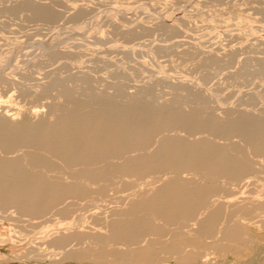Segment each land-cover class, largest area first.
Instances as JSON below:
<instances>
[{
	"label": "rangeland",
	"instance_id": "374dc122",
	"mask_svg": "<svg viewBox=\"0 0 264 264\" xmlns=\"http://www.w3.org/2000/svg\"><path fill=\"white\" fill-rule=\"evenodd\" d=\"M26 1L0 0V182H30L0 264H264V0Z\"/></svg>",
	"mask_w": 264,
	"mask_h": 264
},
{
	"label": "bare ground",
	"instance_id": "6f19581e",
	"mask_svg": "<svg viewBox=\"0 0 264 264\" xmlns=\"http://www.w3.org/2000/svg\"><path fill=\"white\" fill-rule=\"evenodd\" d=\"M26 2H33V0H27ZM33 5L34 6V3H30L28 4V6H31ZM56 20V19H55ZM103 40V39H102ZM58 41V40H57ZM66 47V46H65ZM53 48V47H52ZM63 48V47H61ZM51 49V48H50ZM56 50V49H55ZM57 50H60V49H57ZM60 51H51V54L52 55H59ZM48 54V53H47ZM2 76V75H1ZM5 76V74H4ZM7 76V75H6ZM1 80V79H0ZM5 82L8 81V80H4ZM54 81V80H53ZM175 81V80H174ZM176 82V81H175ZM53 83V82H52ZM59 83V82H58ZM62 85H64L62 83ZM182 86H185L183 84H181ZM54 87V86H53ZM64 87V86H63ZM187 87V86H185ZM59 88V87H58ZM47 89V87H46ZM49 89V88H48ZM73 89V88H72ZM72 89L71 88H68V87H65L63 90H62V93L63 94H71L72 93ZM198 91L200 93H202L201 90L198 89ZM8 127L10 128L9 124L7 123L6 121V118L4 116H1L0 115V137L1 138H4L7 140L8 136H9V132H8ZM10 131V130H9ZM1 142H4V141H1ZM0 142V143H1ZM7 168V171L8 172H3L1 173L0 175L1 176H4L6 174H9V173H14V172H18V173H21L20 171H17L15 168L13 167H9L7 166V164H5L1 170H6ZM3 180L0 182V189H4V190H11V189H15V188H20V187H26V186H29L30 185V182L25 180V178H14V177H6V178H2ZM18 180V181H16ZM3 197L0 196V205H2L4 202H3ZM1 213H3V217L5 216L4 213L7 212V210H0ZM1 217V216H0ZM6 217V216H5Z\"/></svg>",
	"mask_w": 264,
	"mask_h": 264
}]
</instances>
